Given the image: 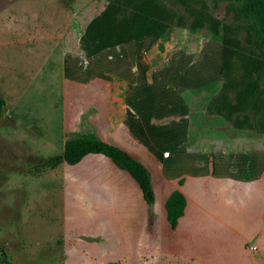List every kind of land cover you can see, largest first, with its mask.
Here are the masks:
<instances>
[{
	"label": "rangeland",
	"instance_id": "obj_1",
	"mask_svg": "<svg viewBox=\"0 0 264 264\" xmlns=\"http://www.w3.org/2000/svg\"><path fill=\"white\" fill-rule=\"evenodd\" d=\"M163 1L173 14L163 37L144 38L138 42L141 51L136 44H125L92 60L80 51L79 38L86 22L104 8L105 0H0V96L5 100L0 120V264H222L223 255L212 251L204 226L193 236L185 228L171 230L163 216V203L156 206L153 220L147 218L139 196L124 183V176H129L103 158L85 157L73 166L43 163L61 153L67 138L95 128V112L98 106L104 107L108 94L103 90L108 86L114 93L103 109L113 110L112 103L113 118L125 117L128 82L118 74L132 73V58L136 73L128 80L139 82L136 94L145 96L162 78L166 80L172 58L198 75L213 73L210 78L216 81L209 84L207 96H192L195 109H207L224 81L222 48L211 38L208 22L199 27L194 22L199 11L225 23L231 16L224 3L211 8L196 2L185 7ZM140 52L148 62L138 77ZM172 67L177 69L176 62ZM154 73L159 81L141 84ZM130 99L129 106L136 108L133 113L142 114L156 104L153 99L140 108L134 96ZM213 119L209 133L215 144L232 139L231 146L239 145L233 136L248 134V146L264 147V134L246 126L237 131L218 115ZM112 133L132 152L145 151L122 130ZM155 144L161 152L163 148ZM167 145L164 149L172 152ZM91 169L96 171L87 173ZM94 184L102 187L103 195L117 191L127 206L120 203L117 209L106 195L104 206L96 205L99 197L93 193ZM121 253L126 261L118 258Z\"/></svg>",
	"mask_w": 264,
	"mask_h": 264
},
{
	"label": "crops",
	"instance_id": "obj_2",
	"mask_svg": "<svg viewBox=\"0 0 264 264\" xmlns=\"http://www.w3.org/2000/svg\"><path fill=\"white\" fill-rule=\"evenodd\" d=\"M144 38L126 44H136V48L138 47L141 51L139 43ZM123 45L125 44L118 46ZM102 52L87 59L93 60ZM130 61L132 62V73H125L123 70L118 74L119 77H127L128 82L124 91L125 117L122 120L113 118L115 108L112 103L110 106L113 110L103 109L106 107L105 102L109 103L108 99L114 93V89L108 86L103 90L108 94L107 101L103 102V108L97 107L95 128L88 132H93L102 140L127 151L147 167L151 174L155 205L163 203L165 219L164 203L171 191L177 189L184 195V213L179 217L173 229L175 232L179 228H185L190 236H193L191 233L204 226L203 230L213 248L212 251L214 254L223 255L222 264H264V147L248 146L247 143H251L249 139L251 136L248 137V134L233 136L234 144L238 141L241 143L239 145L231 146L229 142H232V139L215 144L216 139L211 136L209 129L215 125L213 117L217 115L209 113L206 108L195 109L192 102V96L195 99H197L196 96L199 98L207 96L209 84L216 81L214 77L210 78L213 73L206 71L202 76L198 75L185 66L181 67L179 60L172 58L170 59L171 64H168L170 66L166 69L170 74L168 73L165 81H163L164 78L159 81L158 73L151 74L150 81L143 80L141 84L147 83L146 85H154L155 80L161 82L150 90L151 94L145 96L140 93L136 94L135 90L139 87V82L132 84L133 82L128 80L132 74L136 73L134 59ZM145 62H148V59L142 52L137 62V66H141L142 69L138 68V77L144 73V68H147ZM174 62L178 66L176 70L172 67ZM186 71L188 72L185 73ZM181 72L189 74L188 77H182ZM202 88L204 90H201ZM131 95L135 97L136 105L140 108L150 105L153 99L156 104L142 114L133 113L132 110L135 111L136 108L129 106ZM224 123L231 125L225 120ZM220 126L224 128L225 125L221 123ZM111 127L114 131L122 130L126 135L132 136L130 138L133 142L141 144L145 151L135 149V153L132 152L129 147L116 140ZM128 128L131 132L127 130ZM231 128L237 131L242 130L232 125ZM155 143L158 148H163L161 152L156 150ZM166 143L167 147L169 145L172 147V152L168 148L164 149ZM164 153H168V156H164ZM89 156L103 158L107 164L120 170L109 159L99 154L90 153L83 158ZM95 171L91 169L87 173ZM83 175L86 174L83 173ZM129 177L124 176L126 178L124 183H129L125 185L135 190L140 198L141 209L146 215V203L141 190L138 184ZM101 188L99 184H94L92 188L95 196L99 197L96 205L104 206L103 197L106 195L105 197H108L106 200L110 199L111 203L114 202L117 209L120 203L122 206H127V202L124 198L120 199L117 191L103 195ZM104 220L107 222L106 218ZM111 244L115 247L116 240ZM64 248L63 245L62 249ZM78 249L80 251V247ZM78 249L75 248V251L79 252ZM118 258L126 261L123 253Z\"/></svg>",
	"mask_w": 264,
	"mask_h": 264
},
{
	"label": "trees",
	"instance_id": "obj_3",
	"mask_svg": "<svg viewBox=\"0 0 264 264\" xmlns=\"http://www.w3.org/2000/svg\"><path fill=\"white\" fill-rule=\"evenodd\" d=\"M104 8L85 26L80 49L86 58L105 49L140 40L163 37L172 21V13L163 0H105ZM189 6L196 2L211 8L224 3L231 19L222 22L206 11H199V27L209 23L211 38L221 43V82L207 110L230 123L234 128L256 130L264 134V0H168ZM235 63H238L235 64ZM237 67L234 72L233 68ZM5 100L0 96V120ZM99 154L125 171L139 186L146 203L147 218H155V194L147 167L127 151L110 144L93 132H78L67 138L61 153L44 160L47 167L59 163L74 165L87 154ZM126 181V179H124ZM181 183V180L179 181ZM185 197L177 189L164 203L166 220L171 230L184 213Z\"/></svg>",
	"mask_w": 264,
	"mask_h": 264
},
{
	"label": "built area",
	"instance_id": "obj_4",
	"mask_svg": "<svg viewBox=\"0 0 264 264\" xmlns=\"http://www.w3.org/2000/svg\"><path fill=\"white\" fill-rule=\"evenodd\" d=\"M164 156H168V153H164ZM252 248H253V249H255V247H254V246H252Z\"/></svg>",
	"mask_w": 264,
	"mask_h": 264
}]
</instances>
